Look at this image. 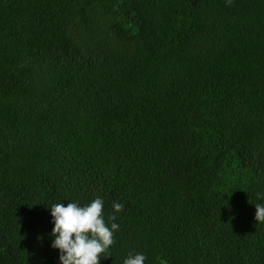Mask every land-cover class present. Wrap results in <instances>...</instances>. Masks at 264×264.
<instances>
[{
	"label": "trees",
	"instance_id": "16d2710c",
	"mask_svg": "<svg viewBox=\"0 0 264 264\" xmlns=\"http://www.w3.org/2000/svg\"><path fill=\"white\" fill-rule=\"evenodd\" d=\"M97 197L100 264H264V0H0V264Z\"/></svg>",
	"mask_w": 264,
	"mask_h": 264
},
{
	"label": "clouds",
	"instance_id": "9594fccd",
	"mask_svg": "<svg viewBox=\"0 0 264 264\" xmlns=\"http://www.w3.org/2000/svg\"><path fill=\"white\" fill-rule=\"evenodd\" d=\"M230 6L232 0H225ZM114 214L104 218V201L97 197L87 205L70 202L56 203L50 208L54 227L51 247L59 250L60 264H100L103 253L114 243L113 235L119 230L116 215L124 205L113 203ZM255 221L264 223V205H255ZM143 254L129 255L123 264H144Z\"/></svg>",
	"mask_w": 264,
	"mask_h": 264
}]
</instances>
